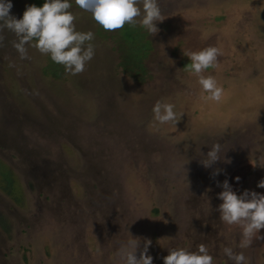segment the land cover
I'll return each mask as SVG.
<instances>
[{
    "label": "rangeland",
    "instance_id": "1",
    "mask_svg": "<svg viewBox=\"0 0 264 264\" xmlns=\"http://www.w3.org/2000/svg\"><path fill=\"white\" fill-rule=\"evenodd\" d=\"M44 2L11 0L10 13ZM69 2L76 31L95 36L80 74L36 40L21 59L0 33V264H120L132 237L152 241L153 264L200 243L214 264H232L225 247L264 264V240L241 249L240 228L220 221L217 185L264 194V0H158L155 36L139 23L105 31ZM209 46L223 53L203 73L223 86L220 102L185 70L184 53ZM158 101L181 120L155 121ZM215 143L230 163L205 168Z\"/></svg>",
    "mask_w": 264,
    "mask_h": 264
},
{
    "label": "clouds",
    "instance_id": "2",
    "mask_svg": "<svg viewBox=\"0 0 264 264\" xmlns=\"http://www.w3.org/2000/svg\"><path fill=\"white\" fill-rule=\"evenodd\" d=\"M75 3L79 8L90 11L93 19L109 32L119 30L125 24L136 26L139 23L151 36H155L160 31L157 22L165 19L158 0H75ZM12 7L11 0H0V33L7 29L15 35L17 39L13 41V47L21 59L28 58L26 45L36 40L32 46L42 54H50L52 61L62 64L66 72L72 75L84 72L87 62L95 54L94 46L86 42L94 40L95 36L91 31H76V17L69 11L72 8L69 0H45L41 7L29 5L21 19L11 15ZM2 41L3 36H0V44ZM222 54V50L216 46L184 53L191 61L185 70L198 78L202 92L207 93L202 98L210 101L220 102L224 89L215 76L203 73L209 68H218L217 58ZM174 108L172 103L158 101L153 107L155 121L159 124H177L183 113L177 114ZM225 152L220 143H215L201 162L205 168L222 160L230 163L225 159ZM219 172L217 169L213 176ZM239 179L236 177L237 181ZM217 185L223 189L218 194L222 201L218 208L220 221L240 228L239 247H250L254 239L264 240V236L259 235L260 230L264 229V194L245 190L237 195L227 179L222 184L217 182ZM257 187L264 188V179L258 182ZM151 243L150 239L145 238L141 248L140 238L129 239L118 250L120 264H153V257L149 254ZM223 252L232 264H249L243 252L237 253L231 247H225ZM163 261L164 264H214V257L207 246L200 243L195 251L183 247L169 249Z\"/></svg>",
    "mask_w": 264,
    "mask_h": 264
},
{
    "label": "trees",
    "instance_id": "3",
    "mask_svg": "<svg viewBox=\"0 0 264 264\" xmlns=\"http://www.w3.org/2000/svg\"><path fill=\"white\" fill-rule=\"evenodd\" d=\"M32 1V0H31ZM141 44V48L139 49L141 52H142V54H143V57L141 58V61H142V59L147 55V53H148V51L150 50H147V49H145L142 45V43H140ZM139 44V45H140ZM141 61L139 62V65L137 64L136 66H138V67H140L141 66ZM56 75L58 74V72H54Z\"/></svg>",
    "mask_w": 264,
    "mask_h": 264
}]
</instances>
